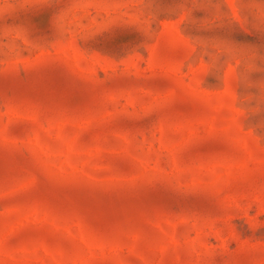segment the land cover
<instances>
[{"label": "rangeland", "instance_id": "obj_1", "mask_svg": "<svg viewBox=\"0 0 264 264\" xmlns=\"http://www.w3.org/2000/svg\"><path fill=\"white\" fill-rule=\"evenodd\" d=\"M0 264H264V0H0Z\"/></svg>", "mask_w": 264, "mask_h": 264}]
</instances>
